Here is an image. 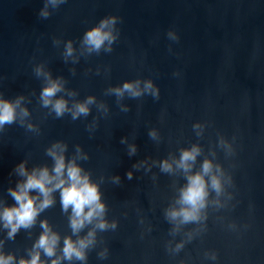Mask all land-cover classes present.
Here are the masks:
<instances>
[{"label": "water", "instance_id": "obj_1", "mask_svg": "<svg viewBox=\"0 0 264 264\" xmlns=\"http://www.w3.org/2000/svg\"><path fill=\"white\" fill-rule=\"evenodd\" d=\"M42 4L0 0V93L24 94L30 118L39 125V133L17 124L0 133V198L13 202L5 189L15 185L10 173L18 161L51 165L45 148L62 140L66 157L75 154L76 145L88 154L78 162L100 183L107 218L117 220L116 230L98 233L97 247L106 245L108 256L99 260L93 249L87 264H264V0H67L47 19L38 17ZM108 14L119 17L112 51L81 54L84 30ZM170 29L178 41L169 38ZM67 39L75 62L63 57ZM38 63L63 77L65 88L76 93L70 102L92 94L107 105V113L93 105L87 117L55 118L39 103L42 80L33 72ZM137 78H151L159 98L117 101L107 93L110 86ZM194 124L201 125L199 134ZM220 139L232 144L233 155L218 145ZM129 144L137 149L131 156ZM192 144L201 148L192 171L205 157L220 163L232 176L233 185L226 186L232 199L221 196L224 206L210 205L203 225H182L173 233L164 209L185 178L178 171L162 173L158 162L178 157ZM113 175H119V184ZM56 196V205L41 216L63 236L70 230ZM39 231L38 222L30 235L21 230L5 240V251L25 254ZM180 240L184 248L170 254L165 244ZM210 251L216 252L215 261L205 255Z\"/></svg>", "mask_w": 264, "mask_h": 264}, {"label": "clouds", "instance_id": "obj_2", "mask_svg": "<svg viewBox=\"0 0 264 264\" xmlns=\"http://www.w3.org/2000/svg\"><path fill=\"white\" fill-rule=\"evenodd\" d=\"M67 0H43L38 11V17L47 19L52 11ZM119 17L115 14L102 16L98 22L87 27L80 37L81 54H99L101 51L109 53L112 45L117 40ZM168 36L173 41L179 37L174 30H169ZM59 40L53 38V44ZM63 57L75 62V49L71 39L63 42ZM74 71V70H73ZM35 76L42 80L39 90V103L44 109L62 118L66 114L75 121L87 117L93 105L98 111L107 113V105L97 102L94 95L89 94L83 99H72L76 93L65 88V82L61 76H53L42 63L33 67ZM176 73L174 72V75ZM107 93L115 96L117 101L127 96L130 99H138L143 96H151L154 100L159 98L160 90L151 78L123 80L117 85L107 89ZM126 111V107L124 108ZM31 113L25 104L24 94L14 97H6L0 93V133L6 126L17 124L29 133H39V125L32 121ZM95 117L93 123H95ZM87 127V126H86ZM194 129L201 128L200 124H194ZM91 134V133H90ZM152 140L157 139L155 129L148 132ZM235 140V136L233 137ZM121 143L125 138L121 137ZM218 145L226 154L233 155L235 149L231 143L220 139ZM67 144L62 140H55L45 148V154L51 159V165L33 164L28 167L26 159L18 161L11 170L10 175L16 176L15 185L5 189L6 194L12 199L8 204L0 198V264H87L88 253L97 249L96 256L104 260L108 256L106 245L97 247L102 243L98 240V233L116 230L117 220L107 218V204L102 198L100 183L92 179L91 173L81 166L78 161L88 160V154L80 145H76L75 154L65 155ZM136 145H128L129 156L136 152ZM201 154V148L197 144L181 148L178 157L162 158L158 162L162 173L173 174L182 172L185 183L178 189L173 204L164 209V217L172 225L173 233L179 231L182 225H203L207 220V209L210 205L219 208L222 205L221 196L226 200L232 199V193L226 191V186H232V176L226 173L220 163H214L205 157L198 170L192 171L197 157ZM143 163V162H141ZM153 163H156L155 161ZM138 168V164L133 165ZM149 169L146 167L145 172ZM132 171L126 172V177L132 178ZM111 180L114 184L120 183L119 175H113ZM61 213L67 217L69 233L61 236L41 214L57 203ZM210 193L214 198L210 199ZM39 218V219H38ZM39 223L40 231L32 240L31 246L25 249V254L17 255L13 251H5V240H14L16 235L24 230H30ZM244 227H247L246 225ZM232 230L236 229L233 223ZM143 235V233H141ZM191 234L188 235L190 240ZM185 241L180 240L172 244H165L166 250L175 255L184 248ZM205 255L211 261L216 260V252H206ZM179 264H184L181 260Z\"/></svg>", "mask_w": 264, "mask_h": 264}]
</instances>
